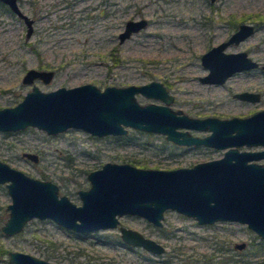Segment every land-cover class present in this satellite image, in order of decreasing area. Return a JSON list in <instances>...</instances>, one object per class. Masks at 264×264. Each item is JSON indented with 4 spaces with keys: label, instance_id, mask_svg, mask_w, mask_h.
<instances>
[{
    "label": "rangeland",
    "instance_id": "1",
    "mask_svg": "<svg viewBox=\"0 0 264 264\" xmlns=\"http://www.w3.org/2000/svg\"><path fill=\"white\" fill-rule=\"evenodd\" d=\"M18 4L34 19L33 31L26 38L23 20L0 4V107L22 98L30 85L22 83L21 77L26 69L36 67L55 70L49 84L35 81L42 90L85 82L103 88L156 79L166 82L174 94L172 107L189 115L246 116L264 108V73L259 70L241 71L223 86L198 80L206 73L200 54L239 22L255 23L257 30L225 50H246L264 62V0H18ZM141 17L147 25L120 42L117 34L125 21ZM231 89L259 91L261 97L254 102L233 100ZM137 99L152 100L140 94ZM130 134L135 136L134 144L77 128L57 134L34 126L0 131V160L30 176L53 181L59 194L79 204L76 190L89 186L87 171L107 160L142 166L130 160L135 158L145 161L141 163L145 167L173 168L217 158L224 151L204 146L187 149L161 133L130 129ZM22 151L37 153L39 160L23 158ZM256 161L264 162V157ZM9 202L6 187L0 184V224L8 215ZM163 214L159 227L140 216H119V224L163 244L160 255L124 245L118 227L79 234L48 218H32L8 237L0 230V245L59 264H264V238L244 223H198L170 208ZM241 241L246 246L235 248L234 243Z\"/></svg>",
    "mask_w": 264,
    "mask_h": 264
},
{
    "label": "water",
    "instance_id": "2",
    "mask_svg": "<svg viewBox=\"0 0 264 264\" xmlns=\"http://www.w3.org/2000/svg\"><path fill=\"white\" fill-rule=\"evenodd\" d=\"M23 20L25 37L32 33L33 18L26 14L17 0H0ZM211 2L214 0H210ZM145 18L129 19L118 33L122 42L143 28ZM254 26L242 22L226 40L211 46L201 54L202 64L209 72L200 77L203 82L221 83L234 71L253 68L258 61L246 50L225 51L226 46L238 44L251 35ZM264 68V64H262ZM53 70L30 67L21 81L31 84L35 79L48 83ZM160 97L167 103L171 96L158 81L141 85L111 86L101 90L92 83L42 91L33 84L21 100L0 108V131H16L27 126L57 133L68 127L103 135L125 133L124 126L166 133V138L184 144H205L226 148L223 156L197 162L190 167L172 169L138 168L129 163L106 162L88 174L91 186L79 190L81 205H75L65 195L57 196V186L51 181L33 178L0 161V183L6 182L11 201L8 217L1 229L6 234L21 230L24 223L37 216L51 218L74 230L88 231L114 227L116 215L136 214L161 225L165 209L171 208L193 217L198 223L216 220L238 221L246 224L264 238V148L239 149V146L264 145V108L245 117L233 116L194 118L177 114L167 105L139 104L135 93ZM235 95L257 99L258 94L242 91ZM124 125V126H123ZM180 127L209 129L205 136H196ZM22 155L37 160V155ZM79 220V222L77 221ZM127 244L141 245L155 253L164 247L135 229L119 227ZM239 249L245 242L236 243ZM11 260L19 264H48L30 254L12 251Z\"/></svg>",
    "mask_w": 264,
    "mask_h": 264
},
{
    "label": "flooded vegetation",
    "instance_id": "3",
    "mask_svg": "<svg viewBox=\"0 0 264 264\" xmlns=\"http://www.w3.org/2000/svg\"><path fill=\"white\" fill-rule=\"evenodd\" d=\"M18 1V0H17ZM216 0H214V1H212V2H215ZM209 2L210 3H212L210 0H209ZM0 3L2 4V5H4L8 10H9V8L7 7V5H5L4 3H2L1 1H0ZM10 11V10H9ZM11 12V11H10ZM13 13V12H12ZM31 17V16H30ZM32 18V17H31ZM141 18H144V17H141ZM141 18H138V19H141ZM130 19H133V18H130ZM146 19V18H145ZM127 20H129V19H127ZM126 20V21H127ZM147 20V19H146ZM125 21V22H126ZM33 22H34V19H33ZM244 22V21H243ZM246 22V21H245ZM147 23H148V21H147ZM147 23H146V25H147ZM240 23H242V22H239L236 26H235V28H234V30L235 29H237V27H238V25L240 24ZM246 23H250V24H252L253 26H254V31L255 30H257V25L255 24V23H252V22H246ZM124 25H125V23H124ZM145 25V26H146ZM32 26H33V23H32ZM144 26V27H145ZM143 27V28H144ZM123 28H124V26H123ZM123 28H122V30H123ZM142 29V28H141ZM140 30V29H139ZM234 30H232L226 37H224V38H222V40H220L219 42H221V41H223V40H226L228 37H229V35L234 31ZM32 31H33V29H32ZM121 31V30H120ZM119 31V32H120ZM254 31H253V33H254ZM118 32V33H119ZM252 33V34H253ZM117 36H118V34H117ZM244 40V39H243ZM218 42V43H219ZM218 43H216V44H218ZM216 44H214V45H216ZM211 46H213V45H211ZM210 46V47H211ZM229 46V45H228ZM209 47V48H210ZM227 47V46H226ZM209 48H207L206 50H208ZM226 49V48H225ZM205 50V51H206ZM204 51V52H205ZM226 51V50H225ZM204 52H202V53H204ZM201 53V54H202ZM201 54H200V56H201ZM256 60V59H255ZM256 61H258V60H256ZM200 63H201V65L206 69V73H204V74H202V75H199L198 76V80L201 82V83H203V84H208V85H224L227 81H229V79H231L233 76H235L237 73H239V72H241V71H254V70H259V71H261V72H263L264 73V68L262 67V64H264V62H259L258 61V65L257 66H255V67H253V68H249V69H245V70H240V71H234L232 74H230L229 76H227L226 77V79L223 81V82H221V83H213V82H203V81H201L200 80V77H203V76H205L208 72H209V69L207 68V67H205L203 64H202V61H201V58H200ZM36 68V67H35ZM38 69H46V70H53L54 71V74H53V77H52V79L54 78V76H55V70L54 69H52V68H38ZM26 71V70H25ZM22 78V77H21ZM52 79L48 82V83H43L41 80H39V79H35L31 84H29L30 85V89H31V87H32V85L33 84H36L35 83V81L36 80H38V81H41L43 84H49L51 81H52ZM151 81H158V82H160L163 86H164V88L166 89V91H167V94L168 95H170L171 96V99H170V101L167 103L165 100H163L162 98H160V97H153V96H146V95H144V94H142L141 92H136L134 95H135V98H136V100L138 101V99H137V94H140V95H142V96H144V97H146V98H148V99H152L151 101H148V102H145V103H142V102H140V101H138V103L139 104H142V105H144V104H148V103H155V104H160V105H167V106H169L170 107V109L171 110H173V111H178V110H180V112H177V114H186V115H188L189 117H194V118H205V117H211V116H213V117H218V118H220V119H226V118H231V117H233V116H238V117H245V116H239V115H232V116H228V117H220V116H217V115H203V116H195V115H189L188 113H186V112H184L182 109H180V108H173L172 107V103H173V101H174V94H172L170 91H169V89L167 88L168 87V84L166 83V82H162V81H160V80H156V79H151V80H149V81H146V82H144V83H149V82H151ZM22 82V81H21ZM23 83V82H22ZM85 83H90V82H85ZM144 83H140V84H135V83H129V84H126V85H130V84H134V85H141V84H144ZM166 83V84H165ZM93 84V83H92ZM37 85V84H36ZM79 85V84H78ZM95 85V84H94ZM111 86H126V85H114V84H110ZM38 86V85H37ZM75 86V85H74ZM97 86V85H96ZM105 86H107V85H105ZM104 86V87H105ZM66 87V86H65ZM71 87V86H70ZM98 87V86H97ZM104 87L103 88H100L101 90H103L104 89ZM57 88V87H56ZM29 89V90H30ZM55 89V88H54ZM42 90V89H41ZM50 90H52V89H50ZM28 91V90H27ZM26 91V92H27ZM42 91H49V90H42ZM242 91H249V92H252V93H257L258 94V98L257 99H249V98H241V97H239V96H237V95H235L236 93H239V92H242ZM25 92V93H26ZM228 92H230V95H231V98L233 99V100H239V101H242V102H247V101H251V102H254V101H258L259 99H260V97H261V93L259 92V91H253V90H250V89H243V90H232L231 89V91H228ZM24 93V94H25ZM23 97V96H22ZM22 99V98H21ZM20 99V100H21ZM14 105V104H13ZM8 106H10V105H8ZM3 107V106H2ZM1 108V107H0ZM261 109H263V108H261ZM258 110H260V109H257V110H255V111H253L252 113H250V114H248V115H246V116H249V115H251V114H253L254 112H256V111H258ZM124 126V125H123ZM70 128H75V127H68V128H66V129H64V130H67V129H70ZM124 128H126V132L125 133H115V134H113V133H107V134H103V135H98V134H94V133H91V132H88V131H85V130H83V129H81V128H77V129H81V130H83V131H85V132H88L89 134H91V135H95V136H99V137H105V136H112V138H114V139H116V140H118V141H120L121 143H123V144H134L135 143V140H134V137L135 136H133L132 134H134V133H132V134H130V129H137V130H141V131H145V132H154V133H161V134H163L164 135V137H165V139L166 140H169V141H171V142H173L174 144H177V145H181V146H185V148H195V147H200V146H204V147H212V148H217V147H214V146H210V145H205V144H184V143H178V142H175V141H173V140H171V139H167L166 138V133H164V132H160V131H153V130H146V129H141V128H137V127H132V126H124ZM177 130H187L189 133H191L192 135H196V136H200V137H202V136H205V135H207V134H209L210 132H211V130H209V129H205V130H201V129H195V128H190V127H180V126H178L177 128H176ZM64 130H62V131H64ZM17 131V130H16ZM45 131V130H44ZM62 131H59V132H62ZM192 131H206V133H202V134H195V133H193ZM59 132H57V133H59ZM57 133H53V134H57ZM48 134H52V133H48ZM255 146H257V145H255ZM262 146H264V145H262ZM217 149H224V151L226 150V148H217ZM255 150H259V149H255ZM224 151H223V153H224ZM23 152H31V151H22L21 152V156L23 157V158H25V159H29V160H31V161H33V162H37L38 160H39V156H38V154L37 153H35V152H31V153H35L36 155H37V160L36 161H34L33 159H31V158H28V157H26V156H24V155H22V153ZM223 156V154L220 156V157H222ZM220 157H217V158H220ZM263 158V157H262ZM212 159H214V158H212ZM121 160L122 161H124L125 160V158H121ZM130 160H132L133 162H136V163H138V164H140V165H142V166H137V165H134V164H131V163H129V162H116V161H110V160H107V161H105L104 163H106V162H115V163H129V164H131V165H133V166H136V167H138V168H155V167H145V165H143V164H141V163H145V161H143L142 159H135V158H131ZM208 160H210V159H208ZM0 161H2V162H5V161H3V160H0ZM203 161H206V160H203ZM256 161V160H255ZM199 162H201V161H199ZM256 162H258V161H256ZM5 163H7V162H5ZM103 163V164H104ZM197 163V162H196ZM260 163H262V162H260ZM8 164V163H7ZM103 164L100 166V167H98V168H94V169H91V170H89V171H87V174H86V176H87V178H88V174H89V172H91L92 170H95V169H99V168H101L102 166H103ZM195 164V163H194ZM193 164V165H194ZM8 165H10V164H8ZM11 166V165H10ZM192 166V165H191ZM13 167V166H12ZM178 167H190V166H178ZM178 167H173V168H178ZM15 168V167H14ZM16 169H18V168H16ZM158 169H172V168H158ZM20 170V169H19ZM22 171V170H21ZM22 172H24V171H22ZM25 173V172H24ZM26 174V173H25ZM28 175V174H27ZM28 176H30V175H28ZM30 177H33V176H30ZM33 178H37V177H33ZM38 179H40V178H38ZM41 180H48V179H41ZM88 180H89V178H88ZM48 181H51V180H48ZM51 182H53V181H51ZM54 183V182H53ZM0 184H4L5 185V187H6V182H2V183H0ZM54 184H56V183H54ZM56 186H57V184H56ZM90 186H91V181L89 180V186L87 187V188H78L77 190H76V192H77V194H78V196H79V199H80V203L79 204H77V203H75V202H73L66 194H59V191H58V186H57V196H58V198L61 196V195H65L72 203H74L75 205H81L82 204V199H81V197H80V195H79V193H78V191L79 190H88L89 188H90ZM6 190H7V187H6ZM7 193H8V191H7ZM10 196V195H9ZM10 201H11V198H10ZM10 203V202H9ZM8 203V204H9ZM7 204V205H8ZM7 205H6V209H7ZM171 209V208H170ZM8 213H9V210H8ZM164 213V212H163ZM123 214H129V213H123ZM120 215H122V214H120ZM120 215H116L117 216V218H118V220H119V216ZM131 215H136V214H131ZM164 215V214H163ZM136 216H139V215H136ZM7 217H8V215H7ZM7 217L5 218V220L7 219ZM140 217H143V216H140ZM32 218H38L37 216H33ZM32 218H30V219H32ZM144 218V217H143ZM29 219V220H30ZM38 219H40V218H38ZM43 219H46V218H43ZM48 219H50V220H53V219H51V218H49L48 217ZM145 220H147L148 222H150L152 225H154V226H161L162 225V218H161V225H156V224H154L152 221H150V220H148V219H146V218H144ZM5 220H3V222L0 224V230H1V232H2V234H3V236H5V237H8V236H11V235H14V234H16V233H18V232H20L22 229H23V227H24V225H25V223L27 222V221H29V220H27L25 223H24V225H23V227L21 228V230H19V231H16V232H14V233H12V234H6V233H4L3 232V230L1 229V227H2V225L4 224V222H5ZM56 224H58L59 226H61V227H63V228H66V229H68V230H70V231H73V232H76V233H79V234H83V233H90L91 231H95V230H98V229H106V228H114V227H118V229H119V227L120 226H124V225H122V224H119V221H118V223L116 224V226H114V227H100V228H97V229H92V230H88V231H78V230H74V229H72V228H68V227H66V226H64V225H62V224H60V223H58V222H56L55 220H53ZM78 222H79V220H77ZM216 221H229V220H216ZM215 222V221H214ZM236 222H238V221H236ZM211 223H213V222H211ZM124 227H127V226H124ZM127 228H131V227H127ZM249 228V227H248ZM131 229H134V228H131ZM136 230V229H135ZM252 230V229H251ZM138 231V230H137ZM254 231V230H253ZM119 232H120V238H121V231H120V229H119ZM138 232H140V231H138ZM255 232V231H254ZM141 233V232H140ZM256 233V232H255ZM142 235H144L143 233H141ZM145 237H148V238H151V237H149V236H146V235H144ZM259 236V235H258ZM151 239H153V238H151ZM121 240H122V238H121ZM154 241H156L155 239H153ZM123 241V240H122ZM156 242H158V241H156ZM242 242V241H241ZM159 244H161L160 242H158ZM236 243H239V242H236ZM236 243H234V246H235V244ZM123 244L124 245H133V244H127V243H125L124 241H123ZM163 247H164V250L162 251V252H160V253H155V252H153V251H151V250H148V249H146V248H144L143 246H141V245H134V246H140V247H142V248H144V249H146V250H148L149 252H152V253H154V254H157V255H160V254H163L164 253V251H165V246L163 245V244H161ZM245 246H246V243H245ZM244 246V247H245ZM243 247V248H244ZM235 248H237L236 246H235ZM243 248H241V249H243ZM237 249H239V248H237ZM12 251H20V252H24V253H27V254H30V255H32V256H34V257H36V258H39V259H42V260H44V261H46V262H48V264H59L58 262H56V261H52V260H50V259H47V258H44V257H41V256H37V255H34V254H32V253H29V252H25V251H21V250H15V249H10V248H5L3 245H0V263H2V264H19L18 262H16V261H14V260H11V252ZM168 264H170L169 262H167ZM71 264H74V263H71Z\"/></svg>",
    "mask_w": 264,
    "mask_h": 264
},
{
    "label": "trees",
    "instance_id": "4",
    "mask_svg": "<svg viewBox=\"0 0 264 264\" xmlns=\"http://www.w3.org/2000/svg\"><path fill=\"white\" fill-rule=\"evenodd\" d=\"M0 4H1V3H0ZM113 57H115L114 59H117V58H116V57H117L116 55H114ZM260 247H261V245H260ZM260 247H259V245H258V248H260Z\"/></svg>",
    "mask_w": 264,
    "mask_h": 264
}]
</instances>
